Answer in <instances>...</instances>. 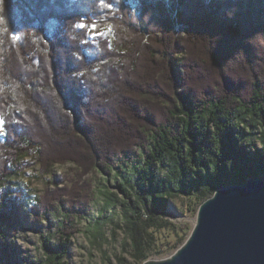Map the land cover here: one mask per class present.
Masks as SVG:
<instances>
[{
  "label": "trees",
  "instance_id": "obj_1",
  "mask_svg": "<svg viewBox=\"0 0 264 264\" xmlns=\"http://www.w3.org/2000/svg\"><path fill=\"white\" fill-rule=\"evenodd\" d=\"M0 117V264H17L6 187L30 159L77 171L35 196L62 239L50 223L39 264H63L87 205L121 201L83 178L98 170L143 258L169 198L264 176V0H0Z\"/></svg>",
  "mask_w": 264,
  "mask_h": 264
},
{
  "label": "rangeland",
  "instance_id": "obj_2",
  "mask_svg": "<svg viewBox=\"0 0 264 264\" xmlns=\"http://www.w3.org/2000/svg\"><path fill=\"white\" fill-rule=\"evenodd\" d=\"M3 134L0 117V136ZM253 138L259 147L260 142L256 137ZM28 162L29 167L23 174L13 177L6 187V211L13 215V226L5 231L14 248L12 259L17 264H39L45 255L43 240L47 238L49 231L53 235L49 238V243L58 246L62 240L56 233L58 216L49 215L48 223H52V227L48 231L46 227L49 224L43 219H36L31 206L34 205L35 196L41 195L46 185L53 187L63 180L67 182L73 179L77 174L74 165L67 163L55 165L51 175H43L34 159ZM83 178L88 179L92 187L105 185L121 201L104 210V199L98 197L86 206L87 216L75 222L78 230L68 242V252L63 264H142L148 259L168 257L182 245L191 232L201 201L194 196L182 194L169 198L158 229L153 230L150 241L144 243L145 256L136 257L124 224L127 212L119 189L120 181L99 170L89 171Z\"/></svg>",
  "mask_w": 264,
  "mask_h": 264
},
{
  "label": "water",
  "instance_id": "obj_3",
  "mask_svg": "<svg viewBox=\"0 0 264 264\" xmlns=\"http://www.w3.org/2000/svg\"><path fill=\"white\" fill-rule=\"evenodd\" d=\"M142 264H264V176L216 189L182 245Z\"/></svg>",
  "mask_w": 264,
  "mask_h": 264
}]
</instances>
